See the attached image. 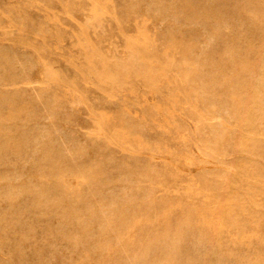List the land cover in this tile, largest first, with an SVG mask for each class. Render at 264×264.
Listing matches in <instances>:
<instances>
[{
	"label": "rangeland",
	"instance_id": "rangeland-1",
	"mask_svg": "<svg viewBox=\"0 0 264 264\" xmlns=\"http://www.w3.org/2000/svg\"><path fill=\"white\" fill-rule=\"evenodd\" d=\"M262 66L264 0H0V264H264Z\"/></svg>",
	"mask_w": 264,
	"mask_h": 264
},
{
	"label": "bare ground",
	"instance_id": "bare-ground-1",
	"mask_svg": "<svg viewBox=\"0 0 264 264\" xmlns=\"http://www.w3.org/2000/svg\"><path fill=\"white\" fill-rule=\"evenodd\" d=\"M155 1V0H154ZM195 1H197V0H195ZM94 2H96V1H94ZM156 2H159V1H156ZM194 2V1H193ZM190 3V2H189ZM205 3V2H204ZM188 4V3H187ZM132 5V4H131ZM196 5V4H195ZM206 5V4H205ZM223 5V4H222ZM251 6V5H250ZM190 7H192V6H190ZM236 7V6H235ZM249 7V6H248ZM180 8H182V7H180ZM179 8V9H180ZM220 8V7H219ZM174 9V8H173ZM183 9V8H182ZM221 9V8H220ZM254 9V8H253ZM102 10V9H101ZM148 10V9H147ZM158 10V9H157ZM192 10V9H191ZM255 10V9H254ZM171 11V10H170ZM219 11V10H218ZM99 12V11H98ZM100 12H102V11H100ZM184 12V11H183ZM201 12V11H200ZM204 12V11H203ZM103 13H104V11H103ZM224 13V12H223ZM98 14V13H97ZM184 14V13H183ZM185 15V14H184ZM189 16V15H188ZM225 16V15H224ZM255 16V15H254ZM219 17V16H218ZM233 17V16H232ZM96 18V17H95ZM252 18V17H251ZM183 19V18H182ZM187 19V18H186ZM190 19V18H189ZM229 20V19H228ZM234 20V19H233ZM196 21V20H195ZM202 21V20H201ZM230 21V20H229ZM219 22V21H218ZM170 23V22H169ZM198 23V22H197ZM172 24V23H171ZM188 24V23H187ZM219 25V24H218ZM86 26V25H85ZM199 27H200V25H199ZM204 27H205V25H204ZM207 27V26H206ZM248 27V26H247ZM190 29V28H189ZM200 29H201V27H200ZM203 29V28H202ZM251 29V28H250ZM143 30V29H142ZM198 31V30H197ZM205 31H206V29H205ZM85 32V31H84ZM246 32V31H245ZM202 33V32H201ZM248 34V33H247ZM142 35V34H141ZM145 35V34H144ZM240 36H242V34L240 35ZM148 37V36H147ZM249 37V36H248ZM197 38V37H196ZM211 38V37H210ZM138 39V38H137ZM146 39V38H145ZM204 39H205V36H204ZM249 39V38H248ZM248 39H246V40H248ZM139 41H140V39H138ZM223 40V39H222ZM225 40V39H224ZM154 41V40H153ZM207 41V40H206ZM208 42H209V40H208ZM219 42V41H218ZM245 42V41H244ZM138 43V42H137ZM206 43V42H205ZM227 43V42H226ZM242 43V42H241ZM130 44V43H129ZM128 44V45H129ZM209 44V43H208ZM250 44V43H249ZM142 45V44H141ZM206 45V44H205ZM213 45V44H212ZM211 45V46H212ZM234 45V44H233ZM245 45V44H244ZM254 45V44H253ZM258 45H260V44H258ZM214 46V45H213ZM239 46V45H238ZM261 46V45H260ZM132 47V46H131ZM204 47V46H203ZM206 47V46H205ZM209 47V46H208ZM229 47V46H228ZM232 47V46H231ZM235 47V46H234ZM240 47V46H239ZM134 48V47H133ZM202 48V47H201ZM85 49V48H84ZM90 49V48H89ZM230 49V48H229ZM228 49V50H229ZM95 50V49H94ZM223 50H224V48H223ZM98 51V50H97ZM147 51V50H146ZM204 51V50H203ZM214 51H216V50H214ZM238 51V50H237ZM2 52V51H1ZM139 52V51H138ZM147 52H149V51H147ZM205 53V52H204ZM218 53V52H217ZM232 53V52H231ZM240 53V52H239ZM95 54V53H94ZM8 55V54H7ZM88 55V54H87ZM228 55V54H227ZM231 55V54H230ZM234 55H236V54H234ZM241 55V54H240ZM155 56V55H154ZM225 56V55H224ZM144 57V56H143ZM229 57V56H228ZM202 58V57H201ZM206 58V57H205ZM222 58V57H221ZM240 58V57H239ZM8 59V58H7ZM92 59V58H91ZM143 59V58H142ZM119 60V59H118ZM146 60V59H145ZM157 60V59H156ZM263 60V59H262ZM121 61V60H120ZM149 61V60H148ZM209 61V60H208ZM211 61V60H210ZM226 61V60H225ZM232 61H234V60H232ZM11 62V61H10ZM140 62H141V60H140ZM163 62V61H162ZM242 62V61H241ZM249 62V61H248ZM92 63V62H91ZM204 63V62H203ZM211 63V62H210ZM217 63V62H216ZM222 63V62H221ZM124 64V63H123ZM147 64H149V63H147ZM161 64V63H160ZM218 64V63H217ZM140 65V64H139ZM150 65V64H149ZM206 65V64H205ZM223 65V64H222ZM239 65H240V63H239ZM252 65V64H251ZM210 65L208 64V67H209ZM212 66V65H211ZM253 66V65H252ZM97 67V66H96ZM95 67V68H96ZM152 67V66H151ZM164 67V66H163ZM213 67V66H212ZM223 67V66H222ZM239 67V66H238ZM245 67V66H244ZM262 67H264V66H262ZM94 68V69H95ZM143 68V67H142ZM160 68H162V67H160ZM156 69V68H155ZM164 69V68H163ZM165 69H166V67H165ZM255 69V68H254ZM257 69V68H256ZM260 69V68H259ZM105 70V69H104ZM157 70V69H156ZM202 70V69H201ZM262 70V69H261ZM3 71V70H2ZM101 71V70H100ZM153 71V70H152ZM208 71V70H207ZM255 71V70H254ZM218 72V71H217ZM168 73V72H167ZM245 73V72H244ZM96 74V73H95ZM154 74V73H153ZM226 74V73H225ZM252 74V73H251ZM250 74V75H251ZM100 75V74H99ZM108 75V74H107ZM235 75V74H234ZM256 75V74H255ZM56 76V75H55ZM58 76V75H57ZM96 76V75H95ZM167 76V75H166ZM177 76V75H176ZM252 76V75H251ZM54 77V76H53ZM235 77V76H234ZM56 78V77H55ZM175 78V77H174ZM236 78V77H235ZM248 78H251V77H248ZM255 78V77H254ZM264 78V77H263ZM54 79V78H53ZM137 79V78H136ZM205 79H206V77H205ZM245 79V78H244ZM243 79V80H244ZM256 79V78H255ZM50 80V79H49ZM59 80V79H58ZM241 80V79H240ZM250 80V79H249ZM248 80V81H249ZM252 80V79H251ZM250 80V81H251ZM259 80V79H258ZM100 81H103V80H100ZM144 81H145V79H144ZM156 81V80H155ZM249 81V82H250ZM175 82H176V80H175ZM262 82V81H261ZM260 82V83H261ZM101 83V82H100ZM130 83V82H129ZM205 83V82H204ZM217 83V82H216ZM236 83V82H235ZM245 83V82H244ZM252 83V82H251ZM250 83V84H251ZM144 85H146V84H144ZM155 85V84H154ZM208 85V84H207ZM262 85V84H261ZM253 86H254V83H253ZM146 87V86H145ZM216 87V86H215ZM232 87H233V85H232ZM182 88V87H181ZM256 88H257V86H256ZM255 89V88H254ZM179 92V91H178ZM255 92H256V90H255ZM159 93V92H158ZM186 93V92H185ZM207 93V92H206ZM258 93V92H257ZM14 94V93H13ZM182 94V93H181ZM177 95V94H176ZM259 96V95H258ZM221 97V96H220ZM261 97V96H260ZM163 98V97H162ZM229 98V97H228ZM233 98V97H232ZM258 98V97H257ZM5 99V98H4ZM178 99V98H177ZM222 100V99H221ZM10 103H11V101H10ZM187 103H188V101H187ZM14 104V103H13ZM167 104V103H166ZM189 105V104H188ZM254 105V104H253ZM10 107V106H9ZM14 107V106H13ZM168 107V106H167ZM194 107V106H193ZM11 108V107H10ZM232 108V107H231ZM238 108V107H237ZM264 108V107H263ZM18 109V108H17ZM21 111V110H20ZM225 111V110H224ZM27 112V111H26ZM49 112V111H48ZM222 112V111H221ZM10 114V113H9ZM15 114V113H14ZM22 114V113H21ZM11 115V114H10ZM172 115V114H171ZM15 116H17V114L15 115ZM25 116V115H24ZM29 116V115H28ZM27 116V117H28ZM114 117V116H113ZM259 117V116H258ZM8 118V117H7ZM19 118V117H18ZM2 120V119H1ZM13 120V119H12ZM218 120V119H217ZM234 120V119H233ZM2 121H5V120H2ZM99 121V120H98ZM6 123V122H5ZM215 123V122H214ZM232 123V122H231ZM2 124V123H1ZM210 124V123H209ZM1 126V125H0ZM3 127V126H2ZM48 127V126H47ZM46 127V128H47ZM213 128V127H212ZM28 129V128H27ZM27 129H26V131H27ZM140 129V128H139ZM232 129V128H231ZM33 130V129H32ZM57 130V129H56ZM25 132V131H24ZM29 132H30V130H29ZM234 132V131H233ZM48 133H49V131H48ZM22 134V133H21ZM118 134H120V133H118ZM5 135V134H4ZM216 135V134H215ZM229 135V134H228ZM6 136V135H5ZM26 136H28V135H26ZM119 136V135H118ZM31 137V136H30ZM40 137V136H39ZM107 137H108V135H107ZM225 137V136H224ZM10 139V138H9ZM18 139V138H17ZM227 139V138H226ZM229 139V138H228ZM30 140V139H29ZM44 140V139H43ZM69 140V139H68ZM26 141V140H25ZM41 141V140H40ZM7 142V141H6ZM29 142V141H28ZM51 142V141H50ZM32 143V142H31ZM34 144V143H33ZM115 144V143H114ZM8 145V144H7ZM27 145V144H26ZM77 145V144H76ZM40 146V145H39ZM44 147V146H43ZM9 148V147H8ZM27 148V147H26ZM29 150V149H28ZM258 150V149H257ZM16 152H17V150H15ZM15 152V153H16ZM26 152V151H25ZM82 152V151H81ZM143 152V151H142ZM227 152V151H226ZM252 153V152H251ZM231 154V153H230ZM4 155V154H3ZM1 156V155H0ZM252 156V155H251ZM155 157V156H154ZM167 158V157H166ZM34 159V158H33ZM167 160V159H166ZM169 161V160H168ZM200 167V166H199ZM204 167V166H203ZM181 168V167H180ZM195 170V169H194ZM179 171V170H178ZM255 172V171H254ZM189 173V172H188ZM246 173V172H245ZM20 175V174H19ZM248 175H249V173H248ZM256 178V177H255ZM264 178V177H263ZM2 179V178H1ZM261 179V178H260ZM252 180V179H251ZM224 181V180H223ZM260 183V182H259ZM51 185V184H50ZM166 187V186H165ZM127 188V187H126ZM159 188V187H158ZM172 188V187H171ZM216 188V187H215ZM249 189V188H248ZM253 190V189H252ZM5 191V190H4ZM166 191V190H165ZM235 191V190H234ZM264 191V190H263ZM102 193V192H101ZM194 193V192H193ZM252 193V192H251ZM21 194V193H20ZM197 194V193H196ZM238 194V193H237ZM9 195V194H8ZM204 195V194H203ZM260 195V194H259ZM201 196V195H200ZM229 196H231V195H229ZM6 197V196H5ZM117 197V196H116ZM239 197H240V195H239ZM207 198V197H206ZM213 199V198H212ZM216 202V201H215ZM214 202V203H215ZM222 202V201H221ZM246 203V202H245ZM115 204H117V203H115ZM203 204V203H202ZM189 205V204H188ZM213 205V204H212ZM218 205V204H217ZM207 206V205H206ZM106 207V206H105ZM171 207V206H170ZM215 207V206H214ZM217 207V206H216ZM102 208V207H101ZM174 208V207H173ZM202 208V207H201ZM229 208V207H228ZM116 210V209H115ZM205 211V210H204ZM243 211V210H242ZM212 212V211H211ZM244 212V211H243ZM259 212V211H258ZM111 213V212H110ZM217 213V212H216ZM104 214H106V213H104ZM146 214V213H145ZM150 214V213H149ZM255 215V214H254ZM60 217V216H59ZM143 218V217H142ZM147 219H149V218H147ZM156 220V219H155ZM86 221V220H85ZM222 221V220H221ZM120 222V221H119ZM84 224V223H83ZM98 224V223H97ZM119 224V223H118ZM205 224H206V222H205ZM217 224V223H216ZM207 225V224H206ZM221 225V224H220ZM130 228V227H129ZM210 228V227H209ZM62 230V229H61ZM253 234V233H252ZM125 235V234H124ZM175 235V234H174ZM246 235V234H245ZM258 235V234H257ZM252 236V235H251ZM128 238V237H127ZM182 238V237H181ZM252 238V237H251ZM242 239V238H241ZM257 239V238H256ZM133 240V239H132ZM246 240V239H245ZM244 240V241H245ZM91 241V240H90ZM129 241H130V239H129ZM122 242V241H121ZM129 244V243H128ZM133 245V244H132ZM145 250V249H144ZM143 250V251H144ZM139 251V250H138ZM142 252V251H141ZM148 253V252H147ZM198 253V252H197ZM149 254V253H148ZM85 256V255H84ZM133 257V256H132ZM87 258V257H86ZM143 258H145V257H143ZM108 262V261H107ZM142 263H144V262H142ZM161 264V263H160Z\"/></svg>",
	"mask_w": 264,
	"mask_h": 264
}]
</instances>
